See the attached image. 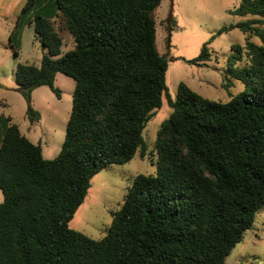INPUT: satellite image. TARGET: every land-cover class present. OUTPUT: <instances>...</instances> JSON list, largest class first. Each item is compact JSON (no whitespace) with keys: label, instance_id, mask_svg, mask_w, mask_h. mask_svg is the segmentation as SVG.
<instances>
[{"label":"trees","instance_id":"trees-1","mask_svg":"<svg viewBox=\"0 0 264 264\" xmlns=\"http://www.w3.org/2000/svg\"><path fill=\"white\" fill-rule=\"evenodd\" d=\"M162 1H26L11 46L18 53L28 17L48 50L39 66L19 63L15 70L27 115L41 118L35 89L49 86L60 97L57 73L73 78L75 90L54 159L0 116V264H226L253 228L264 207V0H240L230 13L255 18L217 31L249 34L244 46H232L225 70L226 86L239 80L245 90L226 102L184 82L170 96V46L159 51L154 17ZM60 14L75 44L55 58L63 39L52 19ZM253 35L261 44L249 40ZM211 40L189 62L207 65ZM244 55L246 64L236 67ZM164 96L173 111L157 133L156 174L135 177L105 237L72 229L97 173L137 153L145 157L143 131Z\"/></svg>","mask_w":264,"mask_h":264},{"label":"rangeland","instance_id":"rangeland-1","mask_svg":"<svg viewBox=\"0 0 264 264\" xmlns=\"http://www.w3.org/2000/svg\"><path fill=\"white\" fill-rule=\"evenodd\" d=\"M26 1L24 0L25 3ZM239 5L240 0H163L155 10L157 47L161 53H165L170 46L166 83L173 99L178 94L181 82L205 98L222 102L245 90L244 83L239 80H232L226 86L228 79L225 70L230 63L228 59L232 46H244L249 34L234 28L217 35V31L224 25L255 18L230 13L231 9ZM23 6L12 13H0V116L11 117V122L18 124L27 138L35 144H41L45 159H54L65 139L75 80L61 72L57 73L55 86L61 91L60 97L49 86L35 89L32 93V104L41 118L35 122L30 120L27 115V101L17 90L15 70L19 63L39 66L48 50L36 37L34 23L27 22L28 17L21 24L18 53L11 46V34L16 28ZM169 16L176 21L175 28L170 32L171 44L166 31L167 27L172 26V18ZM64 21L61 14L52 19L55 30L63 39L61 54L55 58L71 50L75 44L73 36L64 26ZM209 40L211 59L208 64L196 65L189 62L200 54L204 43ZM249 40L261 44L257 36H250ZM246 61L244 55L242 60L232 63L236 67H242ZM172 111L164 96L162 107L155 110L143 131L147 143L144 158L137 153L127 163L108 165L92 178L88 194L70 222L72 229L94 239H101L108 234L114 215L124 203L135 177L139 174H156L157 133ZM3 200L4 194L0 190V203ZM226 264H264V207L257 214L253 228L246 232L242 242L227 257Z\"/></svg>","mask_w":264,"mask_h":264},{"label":"crops","instance_id":"crops-1","mask_svg":"<svg viewBox=\"0 0 264 264\" xmlns=\"http://www.w3.org/2000/svg\"><path fill=\"white\" fill-rule=\"evenodd\" d=\"M23 4H25L24 0H0V13L1 14H4V12L12 13L13 10L15 11L16 9L21 8ZM22 134L24 133L22 132Z\"/></svg>","mask_w":264,"mask_h":264}]
</instances>
